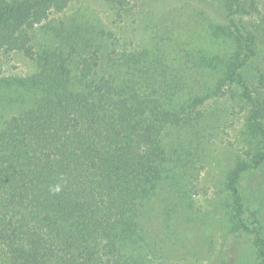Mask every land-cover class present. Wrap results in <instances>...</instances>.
<instances>
[{
	"label": "trees",
	"instance_id": "obj_1",
	"mask_svg": "<svg viewBox=\"0 0 264 264\" xmlns=\"http://www.w3.org/2000/svg\"><path fill=\"white\" fill-rule=\"evenodd\" d=\"M260 29L264 0H0V264H218L202 243L175 253L176 221L203 223L194 162L235 88L260 147L227 170L218 224L264 264L240 188L264 162ZM14 52L34 70L1 76Z\"/></svg>",
	"mask_w": 264,
	"mask_h": 264
},
{
	"label": "rangeland",
	"instance_id": "obj_2",
	"mask_svg": "<svg viewBox=\"0 0 264 264\" xmlns=\"http://www.w3.org/2000/svg\"><path fill=\"white\" fill-rule=\"evenodd\" d=\"M253 21V18L250 20ZM259 29V27H258ZM247 66V77L251 87H255L257 77L264 73V31L260 29L257 39L256 54ZM34 70L31 59L21 53H12L5 58L4 70L1 76H25ZM226 110L227 120H215L212 141L207 137L202 139V156L194 162L200 170V179L196 182L197 197L191 214L203 223L187 221L176 224L181 236L176 248L188 251L190 245H202L212 251L211 257L219 260L218 264H256L257 249L253 237L244 232H229L218 224L220 217H225L229 211V196L224 189L225 174L234 164L237 157H243L245 152H256L260 147V137L250 134L248 119L251 106L243 98L241 90L235 88L231 93L216 101ZM11 107H4L0 103V114L8 113ZM253 156V155H252ZM240 188L246 201L250 221L255 223L264 235V162L257 168L246 172L240 182ZM260 224V226L258 225ZM254 226V224H252ZM200 229L203 235L195 240L192 230ZM196 227V228H195ZM186 243V247L183 246ZM218 257V258H217ZM187 264H193V258L188 256ZM201 264V262H200Z\"/></svg>",
	"mask_w": 264,
	"mask_h": 264
},
{
	"label": "clouds",
	"instance_id": "obj_3",
	"mask_svg": "<svg viewBox=\"0 0 264 264\" xmlns=\"http://www.w3.org/2000/svg\"><path fill=\"white\" fill-rule=\"evenodd\" d=\"M56 191H58L59 189L57 188V189H55Z\"/></svg>",
	"mask_w": 264,
	"mask_h": 264
}]
</instances>
